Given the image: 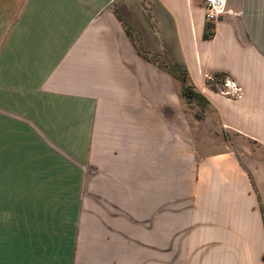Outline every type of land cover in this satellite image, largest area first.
Returning a JSON list of instances; mask_svg holds the SVG:
<instances>
[{"label": "crops", "instance_id": "0c3cea01", "mask_svg": "<svg viewBox=\"0 0 264 264\" xmlns=\"http://www.w3.org/2000/svg\"><path fill=\"white\" fill-rule=\"evenodd\" d=\"M227 8L0 0V264H264V0ZM55 146L97 167L103 203L41 200Z\"/></svg>", "mask_w": 264, "mask_h": 264}, {"label": "rangeland", "instance_id": "374dc122", "mask_svg": "<svg viewBox=\"0 0 264 264\" xmlns=\"http://www.w3.org/2000/svg\"><path fill=\"white\" fill-rule=\"evenodd\" d=\"M154 61L158 62L159 65L162 67L175 72L176 74H179L182 78L186 77V73L184 71V68L177 62H173L169 59H164L160 58L157 56L151 57ZM222 80V79H220ZM189 91L190 88L187 86ZM51 136V135H50ZM42 137V138H41ZM58 137L60 135H53V142L55 143L54 145H58L56 141H58ZM40 140L46 141L45 136L39 135ZM213 141L216 143H220L225 141H237L238 136L236 134L232 133H227L224 137L222 134H215L212 135ZM199 140L201 138L199 137ZM53 151V159H54V165H53V176L54 178H58L57 180H53V182H49L48 189L53 192V196L49 197L47 199H41L43 201H46L48 204H53V205H61V204H83V205H96V204H101L104 202L103 199L100 197H95L93 194L90 192V186L93 185V178L95 177V174L98 172L97 167L92 164L87 162L86 165H81L79 164L78 160L76 158L68 157L61 149L56 148V146L52 149ZM44 155V151L39 150V157ZM240 156L244 158L245 160H253L257 157L260 156L259 150H254V149H244L240 150ZM60 159L61 163H70V171L71 174L77 173L81 174L82 178L84 180L81 181H61L59 178L61 177L60 174L66 172V167L64 165L60 164ZM253 168V166H251ZM39 188L40 185H39Z\"/></svg>", "mask_w": 264, "mask_h": 264}, {"label": "built area", "instance_id": "2783aa9c", "mask_svg": "<svg viewBox=\"0 0 264 264\" xmlns=\"http://www.w3.org/2000/svg\"><path fill=\"white\" fill-rule=\"evenodd\" d=\"M228 0H204V10H205V18L209 22H214L218 20L223 14L228 11L227 8ZM210 82L215 81V77L212 75H207ZM224 89L223 93L229 94L231 96L239 97L242 93V87L238 85V83L229 78L225 77L223 79Z\"/></svg>", "mask_w": 264, "mask_h": 264}, {"label": "trees", "instance_id": "16d2710c", "mask_svg": "<svg viewBox=\"0 0 264 264\" xmlns=\"http://www.w3.org/2000/svg\"><path fill=\"white\" fill-rule=\"evenodd\" d=\"M212 35H213L212 26H211V25H208V27H207V31L205 32V38H209V37H211ZM218 77H220V76H218ZM183 81L186 83V82H187V77H184V78H183ZM185 90H188L187 86H185ZM185 93H186L187 95H189V94L191 93V91H190V90H189V91H185Z\"/></svg>", "mask_w": 264, "mask_h": 264}]
</instances>
